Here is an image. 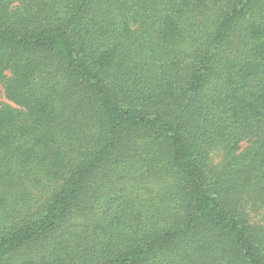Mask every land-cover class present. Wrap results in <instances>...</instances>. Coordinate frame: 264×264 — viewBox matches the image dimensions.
Returning <instances> with one entry per match:
<instances>
[{
	"label": "trees",
	"instance_id": "1",
	"mask_svg": "<svg viewBox=\"0 0 264 264\" xmlns=\"http://www.w3.org/2000/svg\"><path fill=\"white\" fill-rule=\"evenodd\" d=\"M0 85V264H264V0H0Z\"/></svg>",
	"mask_w": 264,
	"mask_h": 264
},
{
	"label": "rangeland",
	"instance_id": "2",
	"mask_svg": "<svg viewBox=\"0 0 264 264\" xmlns=\"http://www.w3.org/2000/svg\"><path fill=\"white\" fill-rule=\"evenodd\" d=\"M8 103L4 97V94H3V90H2V87L0 85V107L2 104H6ZM221 157H222V152L218 149H214L212 150L210 153H209V161L211 163V165L213 166H218L220 161H221ZM33 194L35 195H39L42 199L45 197V194H42V192L40 191H32ZM47 197V195H46Z\"/></svg>",
	"mask_w": 264,
	"mask_h": 264
}]
</instances>
